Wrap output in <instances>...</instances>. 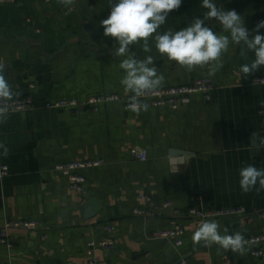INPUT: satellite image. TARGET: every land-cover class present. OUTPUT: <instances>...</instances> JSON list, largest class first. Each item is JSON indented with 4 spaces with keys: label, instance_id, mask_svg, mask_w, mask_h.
Wrapping results in <instances>:
<instances>
[{
    "label": "crops",
    "instance_id": "1",
    "mask_svg": "<svg viewBox=\"0 0 264 264\" xmlns=\"http://www.w3.org/2000/svg\"><path fill=\"white\" fill-rule=\"evenodd\" d=\"M116 0H113V3ZM219 8L235 10L252 32L264 20V0H214ZM110 0H78L65 14L57 0H18L0 4V58L5 75L34 107L11 111L0 124V142L10 149L0 163L9 174L0 178V227L6 218H34L42 226L10 231L12 246L0 244V264H264L250 243L244 255L223 252L216 246L195 245L198 226L188 209L193 206H243L253 220L240 217L208 218L219 222L221 233L243 231L246 239L264 230V191L244 194L238 171L253 164L264 168V84L240 73L248 59L232 45L223 56V67L209 76L207 68L186 71L155 49L145 53L133 44L129 54L154 57V66L165 77L163 87L190 83L194 78L213 79L209 99L195 93L189 104L177 109L149 104L139 115L126 108L129 94L120 84L124 75L116 57V42L103 35L100 21L110 14ZM207 10L201 0H182L159 29L186 27ZM92 23L96 37L88 31ZM222 31L215 19L206 21ZM264 34V28L259 29ZM99 94H118L95 109L86 101ZM76 97L79 107H48L59 98ZM186 153L171 155V151ZM2 152V149H0ZM146 155L143 158V155ZM141 155V157H139ZM103 159L83 171V193L70 187V178L55 169L59 162ZM151 195L153 205L173 200L180 213L164 209L151 218L136 216V206L146 205L139 194ZM95 197L99 209L88 213L87 201ZM183 226L184 242L151 238L155 230ZM112 227V230L109 228ZM112 239L114 246H92ZM264 248V242L259 244Z\"/></svg>",
    "mask_w": 264,
    "mask_h": 264
},
{
    "label": "clouds",
    "instance_id": "2",
    "mask_svg": "<svg viewBox=\"0 0 264 264\" xmlns=\"http://www.w3.org/2000/svg\"><path fill=\"white\" fill-rule=\"evenodd\" d=\"M63 6H71L75 0H57ZM182 0H110V14L100 21L103 35L111 37L116 44V57H124L119 64L124 75L120 79L123 90L128 95L127 107L133 113L148 111L149 104L141 98L154 94L163 87L165 77L154 66V57L147 55L143 59L129 54L133 44H140L143 52L153 51L150 40L154 41L156 51L168 61L175 62L188 72L196 68H207L208 75L213 76L223 67V56L230 46H240V56L254 58L240 66L239 71L245 76L253 75L264 66V20L259 21L250 32L245 27V19L235 10L219 8L214 0H201V7L207 11L203 18L194 17L192 21L179 30L169 28L162 34L159 29L167 21L169 13L181 7ZM215 21L222 31H214L206 21ZM6 63L0 58V124L7 123L11 102L20 95L5 75ZM264 106V101H261ZM264 141H260L257 147ZM0 155L7 158L10 149L0 142ZM239 187L244 194L264 191V168L253 164L242 166L239 171ZM191 240L195 245L216 246L223 252L246 254L250 242L243 231L228 234L227 229L221 233L220 224L214 219H202L192 232Z\"/></svg>",
    "mask_w": 264,
    "mask_h": 264
},
{
    "label": "built area",
    "instance_id": "3",
    "mask_svg": "<svg viewBox=\"0 0 264 264\" xmlns=\"http://www.w3.org/2000/svg\"><path fill=\"white\" fill-rule=\"evenodd\" d=\"M18 0H0V4H13ZM47 2L54 0H45ZM71 6H63L62 9L65 14L76 9V3ZM93 0H90L92 2ZM115 3V2H114ZM110 11V7H109ZM253 83L264 84V74H261L252 80ZM215 84L212 78L207 76H199L194 78L190 83L176 84L165 86L157 90L154 94L147 97L141 98L147 103L153 106L168 107L171 109H177L180 105L189 104L192 100V96L195 93H203L206 98L209 99L211 90L214 88ZM118 94H99L90 96L86 103L93 105L95 109H98V105L102 102L112 101L119 99ZM85 102L79 100L76 97H66L59 98L53 101H48L46 106L48 107H79ZM128 104V98L126 101V108ZM34 107V101L30 96L27 97H16L10 105V112L15 110H28ZM141 157V155H139ZM143 158L146 157L144 154ZM103 159H77L67 162H59L55 165V169L67 175L70 178V187L74 190L86 193L87 189L85 187L87 177L83 173L84 170L99 166L103 163ZM9 174V166L6 163H0V178H4ZM139 199L147 202L146 205L136 206L133 210L134 215L140 216L142 218H151L159 214H162L164 209H171L174 214H179L180 209L177 207L173 200H165L159 207H155L152 203L153 199L151 195L147 193L139 194ZM188 213L191 217L195 218L197 225L202 219L217 218V217H240L245 220H253V214H249L243 206H228V207H204L193 205L188 209ZM264 216V212L260 213ZM43 224L40 220L34 218H6L4 223L0 227V244H5L12 246L10 231L14 228L21 229H35L41 227ZM112 230V227L109 228ZM185 233V228L181 225L163 228L155 230L151 233V238H166L172 239L174 245L180 246L184 240L183 236ZM250 243L256 244L257 247L252 250V254L255 256L264 257V248L259 246L264 242V230L261 233L253 234L247 239ZM92 246L99 245L103 247L114 246V241L112 239H104L97 243L91 241Z\"/></svg>",
    "mask_w": 264,
    "mask_h": 264
},
{
    "label": "water",
    "instance_id": "4",
    "mask_svg": "<svg viewBox=\"0 0 264 264\" xmlns=\"http://www.w3.org/2000/svg\"><path fill=\"white\" fill-rule=\"evenodd\" d=\"M87 28H88V31L90 32V34L93 36V37H96V33L98 32L97 28L92 24V23H88L87 24ZM171 155H177V154H182V153H186L185 151L183 150H178V151H171L170 152ZM88 205V213H90L91 211H94L97 209H99L100 207V202L98 201L97 198L95 197H91L88 201H87V204ZM176 263H181V259L176 261Z\"/></svg>",
    "mask_w": 264,
    "mask_h": 264
}]
</instances>
